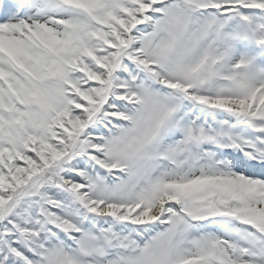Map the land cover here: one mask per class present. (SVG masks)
Wrapping results in <instances>:
<instances>
[{
  "label": "snow or ice",
  "instance_id": "6c2138e0",
  "mask_svg": "<svg viewBox=\"0 0 264 264\" xmlns=\"http://www.w3.org/2000/svg\"><path fill=\"white\" fill-rule=\"evenodd\" d=\"M0 264H264V0H0Z\"/></svg>",
  "mask_w": 264,
  "mask_h": 264
}]
</instances>
